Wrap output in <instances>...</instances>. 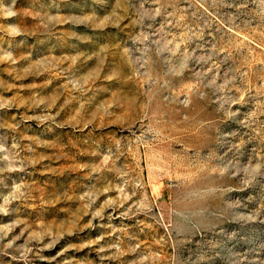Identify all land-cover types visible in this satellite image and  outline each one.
I'll return each instance as SVG.
<instances>
[{"label": "rangeland", "instance_id": "1", "mask_svg": "<svg viewBox=\"0 0 264 264\" xmlns=\"http://www.w3.org/2000/svg\"><path fill=\"white\" fill-rule=\"evenodd\" d=\"M0 264H264V0H0Z\"/></svg>", "mask_w": 264, "mask_h": 264}]
</instances>
